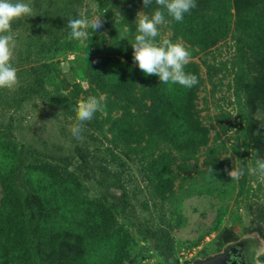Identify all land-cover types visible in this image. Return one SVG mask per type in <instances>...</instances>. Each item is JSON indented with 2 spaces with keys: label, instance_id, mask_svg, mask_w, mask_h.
I'll return each mask as SVG.
<instances>
[{
  "label": "rangeland",
  "instance_id": "374dc122",
  "mask_svg": "<svg viewBox=\"0 0 264 264\" xmlns=\"http://www.w3.org/2000/svg\"><path fill=\"white\" fill-rule=\"evenodd\" d=\"M96 2L105 23L90 35L86 60L82 42L67 39L70 29L43 56L29 53L30 62L48 65L44 86L63 96L67 106L49 105L37 96L10 107L0 100L3 176H9V161L18 148L36 152L23 166L36 213L28 217L15 199L2 209L8 219H21L22 240H34L41 248L46 262L33 254L30 263L67 264L75 258L69 263L162 264L131 223L148 219L167 223L178 264L220 252L242 238L251 251L261 249L264 264V180L247 172L239 180L229 176L232 169L253 165L256 150L264 157V43L249 45L253 55L240 53L238 40H252L235 29L233 15L234 3L247 7L250 22L245 25L256 36L251 18L264 14V0H196L182 22L166 15L157 41L167 37L189 49L185 69L192 65L199 80L190 101L180 102L191 111L180 134L164 117L169 110L167 102L159 101V78L145 75L133 60L136 15H151L155 0L147 8L142 0ZM83 6L85 0H76L66 22ZM34 26L12 25L22 53L23 37ZM125 26L130 31L120 39ZM14 90L3 88L0 94ZM90 95L105 99V114L93 118L101 132L85 124L77 140L70 132L75 108ZM157 102L166 110L163 115L155 112ZM52 144L80 146L87 167L74 168V158L63 168L48 156Z\"/></svg>",
  "mask_w": 264,
  "mask_h": 264
},
{
  "label": "trees",
  "instance_id": "16d2710c",
  "mask_svg": "<svg viewBox=\"0 0 264 264\" xmlns=\"http://www.w3.org/2000/svg\"><path fill=\"white\" fill-rule=\"evenodd\" d=\"M76 0H31L32 5L36 8L33 19L27 20L22 17L13 21L12 25L18 24L23 29L27 28V24L32 22L35 26L27 36L23 37L21 43H25L24 51L22 53L19 49L15 51V67L19 83L15 90L8 93L5 97L0 94V100L3 105L7 107L17 105L22 101H26L32 97H40L44 99L49 105H57L60 108L67 106L66 99L59 95L53 94L44 86V78L48 72V65L41 62L39 66L30 62L29 53L33 52L35 55L43 56L49 52L51 48L65 36L67 28V13ZM233 15L235 19V29L240 33L251 38V43L243 44L240 40L237 42V50L240 53H247L250 55L253 43H264V14L257 18H251L256 30V36L251 35L249 27L245 24L250 22V15L247 7H243L238 3L233 4ZM192 36L194 30H192ZM21 41V40H20ZM244 45V46H242ZM244 47V48H243ZM192 66V65H191ZM188 66L186 72H191L196 75V70ZM193 88V87H192ZM192 88L186 89L179 84H164L160 85L158 93L159 101L162 100L168 103L167 114L164 117L167 121L174 125V132L180 134L184 131V125L191 115L190 107L186 110L181 107L180 102L188 103L192 95ZM155 112L163 115L166 110L159 107L156 103ZM86 127L101 132L99 125L94 123V119L85 123ZM186 130V129H185ZM3 130L0 128V137H3ZM5 136V135H4ZM45 147V144H42ZM35 151L30 148H18V150L11 156L9 161V176H3L5 170L0 166V188L2 192L0 200V264H31L30 255H37L39 259L46 262L43 258V252L40 247L36 246L35 241L29 240L32 244V251L29 252V243L23 241L20 231L21 219L18 216L8 219L3 213L2 209L10 205L11 200L21 201V210L24 213H29L28 217H32L36 211L35 203L32 204L29 199V182L23 176V166L27 159L35 155ZM48 156L52 160L58 162L63 168H67L72 164V159L77 158L78 163L74 166L76 169L82 170L87 167L88 159L86 152L82 151L80 146H73L66 148L64 146L52 144L50 146ZM6 157V156H5ZM1 164V163H0ZM66 184L63 189H67ZM60 189L61 186H60ZM68 190V189H67ZM67 197L69 196L66 194ZM117 204V203H116ZM8 215V214H7ZM10 217V216H9ZM32 219H29V223ZM135 232L144 240L151 242L153 250L160 257L162 264H178L177 259L173 254V238L170 234L167 223L154 224L148 219L142 221L136 220L131 222ZM94 233L93 236L95 235ZM77 259L71 258L69 262H75ZM67 264H71V263ZM90 263V261H89ZM118 261L117 264H120ZM90 264L93 263L91 260Z\"/></svg>",
  "mask_w": 264,
  "mask_h": 264
},
{
  "label": "clouds",
  "instance_id": "9594fccd",
  "mask_svg": "<svg viewBox=\"0 0 264 264\" xmlns=\"http://www.w3.org/2000/svg\"><path fill=\"white\" fill-rule=\"evenodd\" d=\"M144 8L152 5L153 0H142ZM85 0V6L81 7L75 18L67 21L70 29L67 39L79 41L83 44V56L86 60V47L89 37L98 32L104 25L103 14H97L99 4L91 0ZM157 7L151 15L140 11L136 15V34L133 49V60L139 69L148 76L155 75L160 83L179 84L191 89L199 83L197 75L186 72L185 66L190 62L191 52L181 42H173L167 37H161L160 26L166 23V15L177 22H182L185 14L196 7V0H155ZM106 12V11H105ZM34 16V10L25 0H0V89L14 90L19 83L17 68L13 65V59L17 42L12 34L13 21L22 17ZM130 29L125 26L120 39H126ZM76 122L70 126L72 136L82 139V133L86 122L91 121L97 113L103 116L106 112L104 97L90 95L86 99L79 100L76 108ZM256 150L255 163L246 169L240 167L229 171L232 179L239 180L247 172L264 180V157H258ZM213 176V169H208ZM261 249L254 248L244 254V264H260Z\"/></svg>",
  "mask_w": 264,
  "mask_h": 264
},
{
  "label": "flooded vegetation",
  "instance_id": "af4514ba",
  "mask_svg": "<svg viewBox=\"0 0 264 264\" xmlns=\"http://www.w3.org/2000/svg\"><path fill=\"white\" fill-rule=\"evenodd\" d=\"M246 238L237 240L231 244L225 245L222 250L227 257L229 264H244V254L250 252V247L247 246Z\"/></svg>",
  "mask_w": 264,
  "mask_h": 264
},
{
  "label": "water",
  "instance_id": "95a60500",
  "mask_svg": "<svg viewBox=\"0 0 264 264\" xmlns=\"http://www.w3.org/2000/svg\"><path fill=\"white\" fill-rule=\"evenodd\" d=\"M189 264H229L224 251L221 250L204 258L194 259Z\"/></svg>",
  "mask_w": 264,
  "mask_h": 264
}]
</instances>
